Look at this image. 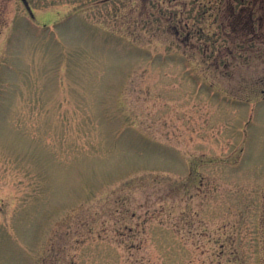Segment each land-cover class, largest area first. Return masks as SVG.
Masks as SVG:
<instances>
[{"label":"rangeland","instance_id":"1","mask_svg":"<svg viewBox=\"0 0 264 264\" xmlns=\"http://www.w3.org/2000/svg\"><path fill=\"white\" fill-rule=\"evenodd\" d=\"M0 264H264V0H0Z\"/></svg>","mask_w":264,"mask_h":264},{"label":"water","instance_id":"2","mask_svg":"<svg viewBox=\"0 0 264 264\" xmlns=\"http://www.w3.org/2000/svg\"><path fill=\"white\" fill-rule=\"evenodd\" d=\"M21 1H23L26 4V0H21Z\"/></svg>","mask_w":264,"mask_h":264}]
</instances>
